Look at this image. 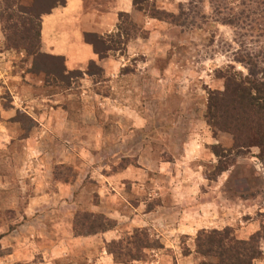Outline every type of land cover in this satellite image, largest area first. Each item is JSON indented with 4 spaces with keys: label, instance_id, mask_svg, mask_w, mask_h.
Masks as SVG:
<instances>
[{
    "label": "rangeland",
    "instance_id": "1",
    "mask_svg": "<svg viewBox=\"0 0 264 264\" xmlns=\"http://www.w3.org/2000/svg\"><path fill=\"white\" fill-rule=\"evenodd\" d=\"M190 1L205 15L192 18L200 23L192 29L136 9L129 14L136 36L108 52L128 57L116 78L95 63L63 80L34 72L26 50L6 49L0 23V105L17 107L10 119L0 117L7 145L0 148V264H216V257L196 251L200 231L231 227L240 239L264 233V154L257 146L229 153L232 135L206 121L209 91L223 89L220 70L231 63L246 71L233 54L264 48L263 25L224 24L210 1L238 11L240 1H256L257 18L260 0L147 3L177 14ZM136 40L128 55L126 45ZM259 57L264 67V50ZM23 86L29 112L19 108ZM211 145L224 150L228 169L221 174ZM24 165L29 168L21 173ZM125 171L128 178H111ZM62 183L76 184L64 194ZM66 203L72 235L85 238L80 242L61 236ZM84 211L103 214L113 227L75 236L73 217ZM139 237L147 246L138 258L119 261L128 251L137 255ZM113 240L119 258L107 251ZM51 241L56 245L45 250ZM258 245L261 255L251 264H264V237Z\"/></svg>",
    "mask_w": 264,
    "mask_h": 264
},
{
    "label": "trees",
    "instance_id": "2",
    "mask_svg": "<svg viewBox=\"0 0 264 264\" xmlns=\"http://www.w3.org/2000/svg\"><path fill=\"white\" fill-rule=\"evenodd\" d=\"M62 2L63 0H32L29 5H24L20 0H0V23L6 49L17 50L22 48L26 50L33 57L34 72H43L46 77H53L56 80H63L66 75H69L67 76L69 79L70 75L78 71H66L61 57L43 53L40 50L41 15L49 12L55 4ZM255 2L246 4L245 1H240L239 7H244L241 11H238L237 5L230 7L227 4L210 1V6L213 15L224 24L236 25L245 22V26L248 27L251 23L264 26V0L255 4L259 9V17L257 18L255 17L256 10H251V5ZM191 3L190 1L187 4H181L179 12L173 14L157 9L154 5H149L147 0H133L134 8L145 12L149 17L157 19L168 17L172 23L184 28L189 26L192 29L200 26V23H196L192 18L198 17L201 21L205 15L200 13L196 6ZM188 17L191 18L189 21ZM135 28L138 29L130 15L126 12H120L113 36L118 38L117 46L112 44L116 38L109 36L86 33L84 38L93 46L94 51L103 57L112 49H121L131 38L135 37ZM260 31L258 36L264 38V28ZM263 50L264 48H259L254 52L242 49L234 53V61L240 63L246 71L239 70L233 64L228 63L219 73V77L224 80L223 89L212 90L208 93L206 121L212 128L232 135L233 144L228 149L229 153L234 151L239 154L252 146H257L260 149L259 156L264 154V67L260 66L262 59L259 57ZM42 58L46 60L51 58L57 60L58 63L50 60L51 64H48L50 62H44ZM211 149L220 159L215 166V173L221 174L228 169V163L221 161L223 154H225L223 153L224 150L218 145H211ZM112 227L113 222L100 213L86 211L80 214L76 213L72 221L75 236L94 235ZM263 237L264 233L261 234L258 230L251 234L248 239H240L235 236L231 227H225L200 231L196 237L195 245L198 253L216 257V264H251L253 259L261 255L258 244L259 239ZM142 241L144 239L139 237L136 245L137 255L128 251L127 255H124L125 258H120L119 261L127 262L138 258L140 250L147 246ZM117 243L119 241L114 242L113 240L106 246L109 253L119 258V255H122L121 251L110 248L111 245Z\"/></svg>",
    "mask_w": 264,
    "mask_h": 264
},
{
    "label": "crops",
    "instance_id": "3",
    "mask_svg": "<svg viewBox=\"0 0 264 264\" xmlns=\"http://www.w3.org/2000/svg\"><path fill=\"white\" fill-rule=\"evenodd\" d=\"M134 10L133 0H63L62 3H57L52 6L49 12L41 15L40 50L43 53L61 57L63 59L64 66L67 69L66 71L84 70L87 64L95 63L104 69L109 76L116 78L115 76L119 75L118 72L121 67L127 64L126 62L128 61V57L121 54H117V56L107 54L106 56L100 57L94 51L93 46L86 42L84 34L95 33L104 37L108 36L116 30L119 13L126 12L131 15ZM135 42L137 46L139 44V41L137 40L132 41V43L129 42L126 45V48H128L126 50L128 55H134L131 52L134 51V47L132 45L135 44ZM113 78L109 77L108 80L111 82ZM27 92L28 87L26 86L22 89V94H18V98L21 101V106H19V108L27 109L25 111L29 112V106L26 104L28 102V98L23 96V93ZM16 108L17 107H12L6 110L1 108L0 105V117L10 119L13 117V113ZM5 127L6 122L0 129H4ZM10 128L11 127H9V129ZM1 135L2 133L0 132V148H2V146L7 147V145L1 141ZM33 142L35 143L29 144L32 146H35L34 144L42 146L44 143V141ZM72 159L74 158L70 157L68 162L70 163ZM27 168H29L27 165L19 166L18 170L23 173L26 172ZM119 177L128 178L129 176L126 171L124 173H117L111 176L112 179ZM3 179L4 176H0V184H2ZM75 184L76 183H74V185L71 183H62L60 184V187H58L59 192L61 189L64 194L67 190L69 193ZM35 199L37 198H30L25 210L30 209L29 206ZM65 206L66 208L64 207V210L70 212H61L62 224L59 225L58 223V226L62 227L63 230V235L61 236L63 239L68 238V240L73 239L74 241L80 242V240H84L85 238H78L72 235L71 225L69 224L70 218L72 217L71 210L69 209L70 204L67 205L66 203ZM25 213L27 212L25 211ZM104 235L106 236V234ZM55 242L56 241H51L50 243H52V246L45 250L51 249L54 245H56Z\"/></svg>",
    "mask_w": 264,
    "mask_h": 264
}]
</instances>
